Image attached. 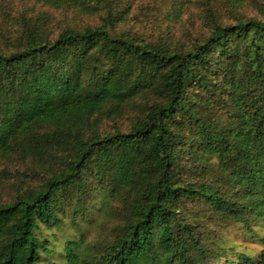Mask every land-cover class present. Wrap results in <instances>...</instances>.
I'll return each mask as SVG.
<instances>
[{"label": "trees", "instance_id": "1", "mask_svg": "<svg viewBox=\"0 0 264 264\" xmlns=\"http://www.w3.org/2000/svg\"><path fill=\"white\" fill-rule=\"evenodd\" d=\"M36 1L102 14L0 49V156L56 162L0 203V264H264V0L190 42L117 32L113 0Z\"/></svg>", "mask_w": 264, "mask_h": 264}, {"label": "rangeland", "instance_id": "2", "mask_svg": "<svg viewBox=\"0 0 264 264\" xmlns=\"http://www.w3.org/2000/svg\"><path fill=\"white\" fill-rule=\"evenodd\" d=\"M261 1L113 0V11H117L118 17L122 19L117 22L115 30L142 37L147 41L162 37L171 38L172 41L190 42L205 31L208 10L226 21L232 19L233 14L256 15ZM101 14L100 10L78 5H54L36 0H0V49L9 45L24 20L41 23L47 30L56 33L65 27L97 25L100 23ZM103 118L101 128L111 129L112 119ZM120 119L122 122L127 120L125 116ZM55 164L56 162L40 163L30 158L23 159L16 154L0 156V203L10 200L19 189L37 185ZM106 220L100 228L94 224L88 237L109 234L116 218ZM242 232V226L237 224H231L224 230L231 241L247 244L250 241Z\"/></svg>", "mask_w": 264, "mask_h": 264}]
</instances>
